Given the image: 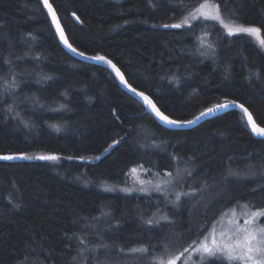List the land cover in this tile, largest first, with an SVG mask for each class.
<instances>
[{"label": "trees", "instance_id": "1", "mask_svg": "<svg viewBox=\"0 0 264 264\" xmlns=\"http://www.w3.org/2000/svg\"><path fill=\"white\" fill-rule=\"evenodd\" d=\"M201 1L50 0L72 46L111 59L170 118L191 120L235 101L264 127L257 39L228 36L203 18L191 28L163 26L199 15ZM208 1L221 3L226 23L264 26V0ZM201 38L212 54L200 55ZM250 73L260 79L249 80ZM13 78L17 86L5 88ZM118 81L63 47L41 0H0V155L33 157L0 160V264H101L103 252L93 246L104 243L116 264L130 248L160 251L166 228L180 251L224 210L264 207V139L253 136L242 111L172 129ZM48 155L59 159H39ZM139 166L159 174L178 167V189L197 186L199 194L175 207L174 195L159 199L171 226L147 225L155 210L147 197L118 190Z\"/></svg>", "mask_w": 264, "mask_h": 264}, {"label": "snow or ice", "instance_id": "2", "mask_svg": "<svg viewBox=\"0 0 264 264\" xmlns=\"http://www.w3.org/2000/svg\"><path fill=\"white\" fill-rule=\"evenodd\" d=\"M43 5L48 9L49 13L52 16L53 22L56 24L57 29L59 30L60 38L64 41V43L71 48L72 51H77L75 48H72L71 44L68 43L64 32L60 29V22L57 18L56 11L53 8V5L49 2V0H43ZM199 15L194 13H189L182 22L175 23L171 25H163L168 28H182V27H192L191 21L198 20L203 18V20H211L216 21L219 25L226 30V34L228 36H239L241 34H245L250 37H255L259 43V45L264 48V26H256V25H245L241 23H226L225 19L221 13L220 6L218 4L209 6L207 0L205 3L199 5L195 10ZM75 15V14H73ZM78 19V17H77ZM31 35V34H29ZM200 44L204 51L200 52V55L207 56L212 54L211 51L214 48L212 44L206 43L202 38L200 39ZM81 56H84L83 52L78 53ZM90 59H94L97 61H103L109 64L116 72L117 76H119L121 83L125 84L133 93L137 96L141 97L143 101L147 104L149 111L154 114L156 118H158L163 123L173 125L176 127H184L187 125H191L196 123V120H199L200 117H197L196 120H176L172 119L169 116L165 115L164 112L157 107L152 98L146 95L144 92H137L136 88H133L128 84L127 80H125L124 75L120 72V70L116 67L115 64L112 63L111 60H108L104 56H94L90 57ZM10 63V61H9ZM253 77L256 79H260L259 73H250L249 80ZM42 79H51L50 76H43ZM5 88L14 89L17 86V81L15 78L11 80V82L6 83ZM235 101L226 102L223 104H216L210 108H207L205 112H201L200 116H205L211 113H215L222 109L228 108L230 105H234ZM241 109H243L244 113L247 115L248 123L251 125V130L255 134L264 137V127H261L257 122L253 119V115L244 105H239ZM116 141L115 143H118ZM32 159L33 157L28 156L26 153L19 155H0V160H13V159ZM39 159L42 160H57L58 156L48 155V156H40ZM173 159H178V157H173ZM137 171L136 168H132L131 172L135 173ZM187 171V169H185ZM177 173H179V169H177ZM172 173H167L168 177H172ZM188 175L191 176V172H188ZM229 176H238L239 173L229 169ZM150 183V182H149ZM165 184L170 183L169 181H165ZM140 187L139 191L147 192L148 188L144 187L145 182L143 180L139 181ZM154 190L157 192L162 191L161 184L157 183L153 186ZM106 191H112V188L106 187ZM121 191L130 192L132 189L123 188ZM165 195H167L165 193ZM196 192L187 191V192H175L174 200L172 201L174 204H180L182 198L187 199L190 197H194ZM110 212H102V216H110ZM261 218H264V207L257 208L256 210L250 211L246 213L243 224H240L239 221H229L231 227L225 231L221 230L219 234L216 233L214 227H210V229H205V232L202 236V239L198 242L197 246L193 249V255L197 257L199 264H264V224H261ZM163 221L164 226H171L174 221H172L167 215H164L158 219L149 218L145 221V223L149 226L160 227L161 222ZM81 243H85V241L81 238ZM98 247L108 248V245L101 244ZM123 251V249H121ZM148 248L146 247H135L130 248L129 252L132 254L140 253V254H148ZM187 251V249H185ZM183 256V253H180L179 256H172L167 259H160L159 264H177V261L180 257ZM75 259V258H74ZM193 264H196L194 261Z\"/></svg>", "mask_w": 264, "mask_h": 264}, {"label": "rangeland", "instance_id": "3", "mask_svg": "<svg viewBox=\"0 0 264 264\" xmlns=\"http://www.w3.org/2000/svg\"><path fill=\"white\" fill-rule=\"evenodd\" d=\"M202 3H205V0H202L200 4ZM207 3L209 4L210 7L218 4L220 6V10H221L223 17L226 16V12L223 10V7L219 1L214 2V1L207 0ZM180 22L182 21H179L177 23H180ZM134 168H136L137 171L135 173L130 171L127 180L121 186L118 187V190L121 191V189L123 188H129V189H132V191L130 192L121 191V192L127 195L146 196L147 198H143V201L144 202L149 201V204L151 206H154L152 209H155L148 215L149 216L148 219L149 218L158 219L164 215H167V211H166L167 207L165 208L166 210H163L162 208H159L160 206L157 205V203L160 201L159 200L160 198L161 199L163 198L165 201H167V196L169 194L174 195L175 192H183V191H180L181 189L179 190L177 187V181L180 180L181 178V173L180 172L177 173L178 167L175 169V171L174 170L173 171L164 170L163 171L164 173L162 174L155 173L154 170L147 169L142 166L134 167ZM169 172L173 174L171 178L167 176V173ZM140 180H143L145 182L144 187L148 188L149 191L142 192L138 190L140 187V184H139ZM169 180H170V183L168 184L164 183L165 181H169ZM157 183L161 184L162 186L163 190L160 192H157L154 190L153 186L156 185ZM197 189H198L197 186L193 188V190L196 191V195L200 193L199 191H197ZM165 193L167 195H165ZM171 198L172 200H174L175 197L172 196ZM175 206H177V204L173 203L171 207H175ZM256 209L257 207L253 205L249 206L248 204H241V206H236V207L234 206L230 209H226L218 216V219H215L213 221V224L210 227H214L217 234H219V232L222 229L227 231L231 227V225L229 224V221H239L240 224H243L246 213L256 210ZM139 215L140 214H138V216ZM260 223L264 224V221H262V218H261ZM210 227L208 229H210ZM204 232L200 234V237L198 239L193 240L192 242H190V244L183 246V248L180 247L182 248L180 251H176L178 248L174 247L175 249H173V246L170 243L172 240L171 237L168 238V242H167V228H166L165 233L161 236L162 241L156 242L158 243L156 245H159V243H161L162 245L160 246L161 248L160 251L149 250L147 255L140 254V253L130 254L129 256L123 259H119V261L116 264H159L160 259L162 258L166 259L172 256H179L180 253H183V256L180 257V259L177 261V264H193L194 261L196 262V264H199L197 257L193 255V249L197 246L200 239H202ZM155 235H159V234L156 233ZM93 247H95L98 250H102L103 252L101 256V260H100L101 264H115L114 260L111 259L112 255L108 252L109 246L108 248L97 247L96 245H94ZM185 249H187V251H185Z\"/></svg>", "mask_w": 264, "mask_h": 264}, {"label": "water", "instance_id": "4", "mask_svg": "<svg viewBox=\"0 0 264 264\" xmlns=\"http://www.w3.org/2000/svg\"><path fill=\"white\" fill-rule=\"evenodd\" d=\"M41 2H42V4H43V0H41ZM49 2H50V0H49ZM51 3V2H50ZM52 4V3H51ZM44 6V5H43ZM44 8H45V10H46V12H47V14H48V16H49V18H50V20H51V23H52V25H53V27H54V30H55V32H56V34H57V36H58V38H59V40H60V42H61V44L63 45V47L71 54V55H73L74 57H76V58H78V59H80V60H83V61H86V62H88V63H92V64H97V65H100V66H103V67H106V68H108L109 70H111L116 76H117V74H116V72H115V70L109 65V64H107V63H105V62H103V61H97V60H94V59H90V57H94V56H91V55H86V54H84V56H81V55H79L78 53H80L81 51H79L78 49H76L74 46H72V48H75L77 51H72L71 50V48H69L65 43H64V41L60 38V34H59V30L57 29V26H56V24L53 22V20H52V16H51V14L49 13V11H48V9L44 6ZM54 8V7H53ZM55 9V8H54ZM56 11V10H55ZM73 14H75V13H73ZM72 14V17H73V19L77 22V23H81V21H80V19H79V17L75 14V15H73ZM56 15H57V18H58V20H59V22H60V29H62L63 30V32H64V35H65V37H66V39L68 40V43L69 44H71L70 43V41H69V39H68V36H67V34H66V31H65V28L63 27V25H62V23H61V21H60V18H59V15H58V13H57V11H56ZM77 17H78V19H77ZM107 58V57H106ZM108 60H111V59H109V58H107ZM112 61V60H111ZM112 63L113 64H115L113 61H112ZM116 65V64H115ZM116 67L120 70V72L124 75V73H123V71L116 65ZM117 78H118V80H119V82H120V84H121V86L129 93V94H131L132 96H134L136 99H138L143 105H144V107L146 108V110L147 111H149V109H148V106H147V104L143 101V99L141 98V97H139V96H137L135 93H133L125 84H123V83H121V81H120V78H119V76H117ZM124 78H125V80H127L126 79V77H125V75H124ZM128 82V81H127ZM128 84L129 85H131L129 82H128ZM132 86V85H131ZM133 87V86H132ZM133 88H135V87H133ZM137 90V92H144V91H141V90H138V89H136ZM145 93V92H144ZM146 95H148L147 93H145ZM149 96V95H148ZM153 100V99H152ZM154 101V100H153ZM155 103V102H154ZM156 104V103H155ZM223 104V103H222ZM239 105H241V103H238V102H236L234 105H230L228 108H226V109H222V110H220V111H217V112H215V113H211V114H208V115H205V116H200V114L199 115H197L195 118H193V119H191V120H196V118L197 117H200V119L199 120H196V123H194V124H191V125H187V126H184V127H176V126H173V125H169V124H166V123H163L162 121H160L159 119V122L161 123V124H163V125H165L166 127H168V128H172V129H193V128H195L197 125H199L200 123H202L206 118H209V117H212V116H214V115H216V114H218V113H221V112H224V111H227V110H229V109H232V108H235V109H238V110H240V111H242L243 113H244V111H243V109H241L240 107H239ZM243 105V104H242ZM245 106V105H244ZM158 107V106H157ZM246 107V106H245ZM159 108V107H158ZM247 108V107H246ZM248 109V108H247ZM206 110H204L203 112H205ZM150 112V111H149ZM250 112V111H249ZM165 114V113H164ZM245 114V113H244ZM166 115V114H165ZM245 116L247 117V115L245 114ZM254 119V118H253ZM247 121H248V119H247ZM250 125V124H249ZM250 127H251V125H250ZM252 134H253V136L255 137V138H262V139H264V137H261V136H259V135H257V134H255L254 132H252Z\"/></svg>", "mask_w": 264, "mask_h": 264}, {"label": "bare ground", "instance_id": "5", "mask_svg": "<svg viewBox=\"0 0 264 264\" xmlns=\"http://www.w3.org/2000/svg\"><path fill=\"white\" fill-rule=\"evenodd\" d=\"M59 15V14H58ZM71 15V14H70ZM73 19V18H72ZM81 25V24H80ZM119 82V81H118ZM134 86V85H133ZM21 118V117H20ZM58 124V123H57ZM34 150V149H33ZM30 152V151H29ZM30 155H32V153L30 154ZM61 156V155H60ZM75 159V158H74ZM42 161V160H41ZM94 164V163H93Z\"/></svg>", "mask_w": 264, "mask_h": 264}]
</instances>
